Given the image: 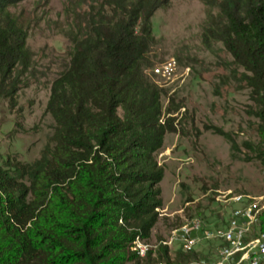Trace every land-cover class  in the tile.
I'll use <instances>...</instances> for the list:
<instances>
[{
    "label": "trees",
    "instance_id": "trees-1",
    "mask_svg": "<svg viewBox=\"0 0 264 264\" xmlns=\"http://www.w3.org/2000/svg\"><path fill=\"white\" fill-rule=\"evenodd\" d=\"M16 1L0 0V98L12 103L17 68L29 62L26 32L7 12ZM169 1L67 0L68 64L51 82L45 106L50 142L31 162L0 165V264L170 262L166 245L142 256L135 248L162 206L156 153L164 136L179 130L182 103L144 73L151 18ZM204 6L201 41L221 43L243 69L264 131V0ZM194 250L180 256H196Z\"/></svg>",
    "mask_w": 264,
    "mask_h": 264
},
{
    "label": "rangeland",
    "instance_id": "rangeland-1",
    "mask_svg": "<svg viewBox=\"0 0 264 264\" xmlns=\"http://www.w3.org/2000/svg\"><path fill=\"white\" fill-rule=\"evenodd\" d=\"M66 2L18 0L7 8L26 32L29 62L17 68L14 102L0 98V165L12 158L31 162L50 142L53 120L45 106L51 82L69 59ZM205 11L204 0H170L151 18L154 43L144 73L182 103L178 133L166 134L156 153L163 169L162 206L150 236L141 241L151 252L166 245L171 260L165 264L212 259L216 243L209 240L194 247L196 256H180L175 232L195 219L225 229L235 225V217H228L234 211L256 213L249 238L264 225V161L258 152L264 131L243 69L221 43L205 47L201 41Z\"/></svg>",
    "mask_w": 264,
    "mask_h": 264
},
{
    "label": "bare ground",
    "instance_id": "bare-ground-1",
    "mask_svg": "<svg viewBox=\"0 0 264 264\" xmlns=\"http://www.w3.org/2000/svg\"><path fill=\"white\" fill-rule=\"evenodd\" d=\"M233 214L242 215L243 217H246V227L239 229V236L228 238V233H223V231H232L233 227L239 226V217H235L236 222L235 225L232 227H226L223 230L215 228L210 231V238H221V240H226V246H231V251H227L226 256L220 257V263H218L217 260L212 257V259H209L207 261H196L190 264H233L235 253H238V264H247V262L249 261H252L250 262V264H264V231H258V233H256L254 237L249 238V236H251L250 225L252 224V217H250L251 212H240L236 210L233 212ZM203 222L199 219H195L189 224L180 227L175 232L173 239L177 242V244L182 250H189L191 248H194L201 240H208L207 233L194 232L193 240H195V244H189L188 237H180L179 235L182 234L183 231L191 230L193 228V224L194 228L212 227L204 224L205 222ZM258 235H260V237H256ZM246 239H251V246H246V249L244 250ZM135 248L137 249L138 254L140 256H142L146 250L145 245L142 244L139 240L135 242Z\"/></svg>",
    "mask_w": 264,
    "mask_h": 264
},
{
    "label": "built area",
    "instance_id": "built-area-1",
    "mask_svg": "<svg viewBox=\"0 0 264 264\" xmlns=\"http://www.w3.org/2000/svg\"><path fill=\"white\" fill-rule=\"evenodd\" d=\"M160 72H162V71H160ZM254 214H256V213H252L250 217H252ZM228 217H239V226L233 227L232 231H223V233H228V238L239 236V229L246 227V225H245V218L246 217H243L242 215H234V214H229ZM215 228H222V230H223V226L194 228V224H193V228L191 230L183 231V233L179 234V235H180V237H188L189 238V244H195V240H193V233L194 232L207 233L208 234V240L216 243V251L212 257H214L217 260V262L220 263V257L226 256L227 251H231V246H226V240H221V238H210V231L212 229H215ZM256 237H260V235H258ZM246 246H251V239H246V244L244 246V250L246 249ZM237 254L238 253H235V258H234L233 264H238ZM250 262H252V261L247 262V264H250Z\"/></svg>",
    "mask_w": 264,
    "mask_h": 264
}]
</instances>
